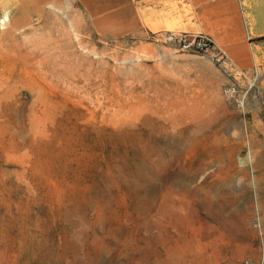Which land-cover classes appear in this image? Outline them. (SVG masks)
Returning <instances> with one entry per match:
<instances>
[{
  "label": "rangeland",
  "instance_id": "374dc122",
  "mask_svg": "<svg viewBox=\"0 0 264 264\" xmlns=\"http://www.w3.org/2000/svg\"><path fill=\"white\" fill-rule=\"evenodd\" d=\"M149 35L0 0V264L260 262L264 102Z\"/></svg>",
  "mask_w": 264,
  "mask_h": 264
},
{
  "label": "crops",
  "instance_id": "0c3cea01",
  "mask_svg": "<svg viewBox=\"0 0 264 264\" xmlns=\"http://www.w3.org/2000/svg\"><path fill=\"white\" fill-rule=\"evenodd\" d=\"M101 35L205 33L264 102V0H76ZM251 92V91H250ZM249 102V100H247Z\"/></svg>",
  "mask_w": 264,
  "mask_h": 264
},
{
  "label": "built area",
  "instance_id": "2783aa9c",
  "mask_svg": "<svg viewBox=\"0 0 264 264\" xmlns=\"http://www.w3.org/2000/svg\"><path fill=\"white\" fill-rule=\"evenodd\" d=\"M149 39L155 44L169 46L175 51L202 53L207 56L227 76L223 88L224 95L237 106L241 108L245 106L253 85L248 88L242 86L245 79L244 72L232 63L226 51L218 46L209 35L202 32L159 31L151 32ZM255 227L259 233L261 246L260 262L258 264H264V224L259 217L255 220ZM243 264L253 263L251 260H246Z\"/></svg>",
  "mask_w": 264,
  "mask_h": 264
},
{
  "label": "bare ground",
  "instance_id": "6f19581e",
  "mask_svg": "<svg viewBox=\"0 0 264 264\" xmlns=\"http://www.w3.org/2000/svg\"><path fill=\"white\" fill-rule=\"evenodd\" d=\"M169 122V121H168ZM172 130V129H171ZM174 136V135H173ZM166 137V136H165ZM186 137V136H185ZM191 138V137H190ZM183 139V138H182ZM182 139H179V141H184V140H182ZM185 139V138H184ZM189 139V138H188ZM187 139V140H188ZM150 140H151V142H152V136L150 137ZM163 144V143H162ZM165 145V144H164ZM182 145H184V144H182ZM157 146V145H156ZM166 146V145H165ZM151 147L152 148H154L155 147V145H154V143L152 144L151 143ZM181 147V146H180ZM167 149V148H166ZM258 160V159H257ZM243 162V161H242ZM258 162V161H257ZM205 163V162H204ZM231 163V162H230ZM243 164V163H242ZM245 164V163H244ZM264 165V164H263ZM207 165H205V167H206ZM259 166V165H258ZM258 166H256V167H258ZM204 169V168H203ZM215 172V171H214ZM194 173V172H193ZM220 173V172H219ZM184 174V173H183ZM199 174H200V172H199ZM178 176H180V173H179V175ZM186 177V173L184 174V175H182V180H180V182H178V183H176V187L177 186H179L180 187V189H177V188H174L173 189V193L172 194H176L177 193V191H180V190H185V188H186V184H187V181H186V179H187V177ZM191 177V176H190ZM177 179V178H176ZM190 179V178H189ZM219 179V178H218ZM223 179V178H222ZM221 179V180H222ZM168 181V180H167ZM179 181V180H178ZM195 181V180H194ZM223 181H224V179H223ZM223 181L221 182L220 181V183H223ZM177 182V181H176ZM189 183L190 182H188V185H189ZM168 184H169V182H168ZM174 184H175V182H174ZM207 184V183H206ZM230 184V183H229ZM222 185V184H221ZM211 186H212V184H211ZM221 187V186H220ZM205 188V187H204ZM213 189H214V187H212ZM224 188V187H223ZM210 189V188H209ZM209 189H208V191H209ZM205 190V189H204ZM193 192V191H192ZM196 192H198V191H196ZM194 193V192H193ZM200 193V192H199ZM196 194V193H195ZM214 194V193H213ZM217 194V193H216ZM196 196V195H195ZM207 198V197H206ZM209 199V198H208ZM210 199H211V197H210ZM223 200H225V201H227L228 200V198H227V200L226 199H223ZM168 205V203L166 204V206Z\"/></svg>",
  "mask_w": 264,
  "mask_h": 264
}]
</instances>
